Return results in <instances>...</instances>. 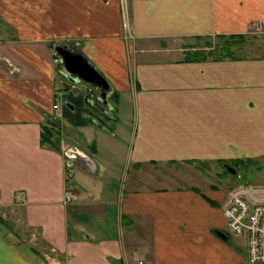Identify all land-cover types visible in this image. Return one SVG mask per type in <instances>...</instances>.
Listing matches in <instances>:
<instances>
[{"label": "crops", "instance_id": "crops-1", "mask_svg": "<svg viewBox=\"0 0 264 264\" xmlns=\"http://www.w3.org/2000/svg\"><path fill=\"white\" fill-rule=\"evenodd\" d=\"M126 4L132 36L122 0H0V264H53L54 247L62 264H218L230 186L190 161L264 157V56L187 55L264 33V0ZM60 43L108 104L63 72Z\"/></svg>", "mask_w": 264, "mask_h": 264}, {"label": "built area", "instance_id": "built-area-1", "mask_svg": "<svg viewBox=\"0 0 264 264\" xmlns=\"http://www.w3.org/2000/svg\"><path fill=\"white\" fill-rule=\"evenodd\" d=\"M127 0H122L123 25L129 36H132L131 19ZM55 61L60 63L56 55ZM60 102L54 104L59 109ZM66 189L65 198L71 201L74 197L71 179L74 175L75 163L66 161ZM224 215L227 220V229L230 233L243 236L247 239L246 264H264V183L242 182L228 191V200L224 205ZM48 259L53 264H62L61 260ZM134 264H144L143 259Z\"/></svg>", "mask_w": 264, "mask_h": 264}, {"label": "rangeland", "instance_id": "rangeland-1", "mask_svg": "<svg viewBox=\"0 0 264 264\" xmlns=\"http://www.w3.org/2000/svg\"><path fill=\"white\" fill-rule=\"evenodd\" d=\"M246 40H247L246 43L242 45L241 49L236 51V53L234 54L235 57L239 58V57L264 56V33L256 37H246ZM189 42H191V44L198 43V39H192ZM204 43H205V40L200 42V44H204ZM236 158H238L236 160H239V161H236L235 159H232V158H229L227 160H221V161H205L206 163L209 164V168L206 170L207 171L206 173H209V174L211 173L213 175L218 174V176L220 174L221 178H224L226 180V181H223L224 182L223 184L225 185L223 186V188L225 189L227 187V190L229 186L231 189L232 187H235L238 184L242 182H246V181L254 182V183H264V157H244L243 155H239V156H236ZM223 162H227L235 166L238 172L235 174L229 172L224 167ZM168 165L160 164L159 173L178 177L176 175H177V172L182 171L180 167L181 165L171 164V168H168ZM222 231L228 236V238L226 240H223L217 236L218 241L221 245L216 246L215 248H212V250H215L220 254L219 261L217 260L216 262H218V264H242V262L244 261V258L246 259L247 239L243 236H237V235L230 233L228 229H225ZM48 250L49 251L44 252V255L45 253L48 255L52 254L55 257L56 248L55 247L49 248ZM46 258L48 259V256H46Z\"/></svg>", "mask_w": 264, "mask_h": 264}, {"label": "water", "instance_id": "water-1", "mask_svg": "<svg viewBox=\"0 0 264 264\" xmlns=\"http://www.w3.org/2000/svg\"><path fill=\"white\" fill-rule=\"evenodd\" d=\"M57 55L60 57V64L63 72L71 81H83L88 85L95 87L93 91L88 85L86 89L95 100L103 101L108 104V92L111 85L108 79L96 68V66L78 49H72L67 43H60L54 47ZM71 76V77H70ZM224 167L231 173L238 172L237 168L229 163L224 162ZM218 235L228 238L223 231H216Z\"/></svg>", "mask_w": 264, "mask_h": 264}, {"label": "trees", "instance_id": "trees-1", "mask_svg": "<svg viewBox=\"0 0 264 264\" xmlns=\"http://www.w3.org/2000/svg\"><path fill=\"white\" fill-rule=\"evenodd\" d=\"M246 41V36L242 34L231 37H221L217 42H215V47H213L209 51L196 50L193 52H189L187 58L191 60H203L207 59L208 57H212L215 59L234 57L236 51L240 50L242 45L245 44ZM208 42H210V40L207 41V44L208 46H212L213 42ZM76 102H80V98ZM74 119L76 121L80 120L78 116L74 117ZM44 136V140L51 143L54 142V139L56 138V133L52 129L47 128L45 130ZM190 163L195 164V167L203 172H206V170L209 168V164L205 161H190Z\"/></svg>", "mask_w": 264, "mask_h": 264}, {"label": "flooded vegetation", "instance_id": "flooded-vegetation-1", "mask_svg": "<svg viewBox=\"0 0 264 264\" xmlns=\"http://www.w3.org/2000/svg\"><path fill=\"white\" fill-rule=\"evenodd\" d=\"M108 96H109V95H108ZM100 102H102L103 105H106V103H104L103 101H100ZM75 165H76V164H75ZM72 179H73V177H72Z\"/></svg>", "mask_w": 264, "mask_h": 264}]
</instances>
